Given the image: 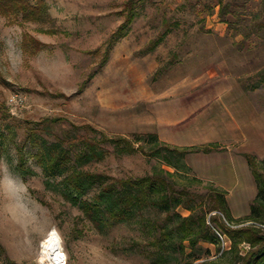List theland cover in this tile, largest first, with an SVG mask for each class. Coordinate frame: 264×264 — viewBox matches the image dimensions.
<instances>
[{
  "label": "rangeland",
  "instance_id": "obj_1",
  "mask_svg": "<svg viewBox=\"0 0 264 264\" xmlns=\"http://www.w3.org/2000/svg\"><path fill=\"white\" fill-rule=\"evenodd\" d=\"M26 1L41 8L38 16L0 9V264H42L40 244L52 229L61 238L65 264H234L236 253L221 231L220 243L199 242L191 249L184 241L183 251L174 233L175 250L158 252L148 244L138 220L97 230L64 197L59 180L46 179L32 156L26 130L54 118L59 121L51 132L57 134L72 124H89L109 137L137 141L138 136L154 134L161 143L188 150L201 146L182 144L165 125L181 129L194 121L196 144L222 140L204 145L210 155L223 154L228 147L239 163H246L249 154L264 169V76H256L264 65V41H244L229 29L218 11L231 0H138L135 19L121 32L124 0ZM165 31L161 44L145 51ZM32 40L43 47L35 52ZM257 44L260 49H254ZM105 51L109 54L104 61ZM242 82L257 88L245 91ZM4 108L8 119L1 118ZM20 149L24 177L18 165ZM108 149L104 159L84 168L116 179L162 169L171 173L178 188L204 196L196 207L208 204L206 195L224 193L232 228L243 225L257 193L247 164L238 175L229 160L212 158L200 164L205 167L198 173L191 156L205 152L188 153L182 159L185 166L177 170L157 157ZM220 167L231 174H217ZM9 175L20 178L23 188L8 185ZM176 212L190 214L184 208ZM160 218L168 227L176 221L165 214ZM246 248L238 246L239 253Z\"/></svg>",
  "mask_w": 264,
  "mask_h": 264
},
{
  "label": "trees",
  "instance_id": "obj_2",
  "mask_svg": "<svg viewBox=\"0 0 264 264\" xmlns=\"http://www.w3.org/2000/svg\"><path fill=\"white\" fill-rule=\"evenodd\" d=\"M251 1L254 2L252 5ZM137 3L138 0H124L120 11L124 23L119 27V32L123 30V26L131 24L135 19ZM0 9L29 16H38L41 12L39 6H30L26 0H0ZM218 12L229 29L243 35L244 41L250 42L253 37L264 41V0H245L242 3L231 0L222 4ZM167 34L168 31H165L149 42L145 51H154ZM113 39L114 35L110 37L107 46ZM32 43L35 52L43 47L37 40H32ZM255 46L257 47L254 49H260V45ZM244 49L245 47L241 48ZM108 54L105 51L104 61ZM256 76H264V65L260 67ZM244 84L245 91L257 88V85ZM9 117L7 108H4L1 118ZM58 121L46 118L33 123L26 130V141L32 148V156L46 179L59 180L64 197L80 209L94 228L103 232L117 225L131 224L138 220L148 234V244L158 252L175 250V243L172 241L174 233L179 235L178 248L183 251L184 241L188 242L191 249L199 242L220 243L221 231L229 237L232 249L236 253L234 264H264V169L252 155L245 154V159L257 193L250 203V212L244 218L243 225L232 228L229 227L232 221L230 207L224 193L208 194L205 196L208 204L196 207L198 200L204 199V196L191 193L185 188H178L169 178L171 173L162 169L141 177L116 179L105 173L84 168L88 163L104 159L109 154L108 147H111L121 155L142 153L157 157L178 170L183 157L188 153L211 152L207 146L188 150L170 147L159 142L154 134L138 136L137 141L124 135L109 137L89 124L81 126L72 124L59 134L51 132L52 125ZM49 136L52 139H49ZM145 144L150 145L148 151L145 150ZM18 165L24 177L25 159L21 149L18 151ZM178 208H184L190 214L183 217L176 212ZM150 212L155 213V216H145ZM161 214H165L170 221L176 218L173 227L166 225L167 223L160 218ZM241 244L247 246L242 254L238 251ZM160 257L165 259L162 254ZM187 264L194 262L190 261Z\"/></svg>",
  "mask_w": 264,
  "mask_h": 264
},
{
  "label": "crops",
  "instance_id": "obj_3",
  "mask_svg": "<svg viewBox=\"0 0 264 264\" xmlns=\"http://www.w3.org/2000/svg\"><path fill=\"white\" fill-rule=\"evenodd\" d=\"M239 92H242L243 94H245V92H244V90H242V89H240V91ZM246 95V94H245ZM183 110H185L184 108H183ZM173 111V110H172ZM197 111V110H196ZM196 111H194V113L196 112ZM173 112H176V110H174ZM198 112V111H197ZM194 122V121H193ZM193 122H191V123H188V125H186V126H184L183 128H181V129H177V127L175 126V125H173V128H171V126L170 125H165V129H170L171 131H173V129H174V133H172V135L173 136H175V137H177L178 139H180V141H181V143L182 144H184V145H196V146H204V145H207V144H212V143H215V144H220L221 142H222V140H215V141H207V142H203V143H199V144H196L195 143V140H196V138L197 137H195V136H193V131L196 129V124H194ZM168 126V127H167ZM175 126V127H174ZM197 130V129H196ZM166 135L167 134H164V137H165V140L167 139V137H166ZM181 137V138H180ZM176 141H177V139H175ZM167 141V140H166ZM165 141V142H166ZM204 141H206V140H204ZM224 141H226V139L224 140ZM236 143V142H235ZM175 144H177V143H175ZM227 148V150H225V151H223V154H215V155H210V153H205V154H202V157L201 156H199V157H196V158H194L193 156L194 155H192L191 156V158H193V163H194V165H195V169H196V171L199 173L200 171H202L203 170V168L202 167H205V166H202V165H200L201 163H205V162H207L208 161V159L209 160H212V158L213 159H218V160H221L222 162L223 161H225V160H229L230 162H231V167L234 169V171L239 175V173H240V171H239V168H240V170L241 171H243L245 168H246V164H247V162L245 163V161H243V159H241L242 161L239 163V159L236 161V159H235V155H232V154H230V153H228V152H230V148H228V147H226ZM225 149V148H224ZM213 156V157H212ZM239 164H241V167H240V165ZM239 165V166H238ZM248 166V165H247ZM221 168V170L219 169H217V174L219 173L220 175H222V174H224L225 176H227L228 177V175L229 174H231V172H229V173H227L226 172V167H220ZM248 169H249V167H248ZM229 170H231V169H229ZM250 170V169H249ZM252 176V175H251ZM253 179V178H252ZM230 180V179H229ZM229 180H227V185H228V183H229ZM252 182H254V181H252ZM255 185V184H254ZM229 186V185H228ZM229 189H231L232 190V188H227V190H229Z\"/></svg>",
  "mask_w": 264,
  "mask_h": 264
},
{
  "label": "bare ground",
  "instance_id": "obj_4",
  "mask_svg": "<svg viewBox=\"0 0 264 264\" xmlns=\"http://www.w3.org/2000/svg\"><path fill=\"white\" fill-rule=\"evenodd\" d=\"M42 264H65V254L59 234L50 230L40 244V259Z\"/></svg>",
  "mask_w": 264,
  "mask_h": 264
},
{
  "label": "clouds",
  "instance_id": "obj_5",
  "mask_svg": "<svg viewBox=\"0 0 264 264\" xmlns=\"http://www.w3.org/2000/svg\"><path fill=\"white\" fill-rule=\"evenodd\" d=\"M5 171H7V168L5 166ZM5 180L7 181V184L10 185L13 189L20 190L23 188V181L18 177H12V176H6ZM0 187H3L2 182H0Z\"/></svg>",
  "mask_w": 264,
  "mask_h": 264
},
{
  "label": "built area",
  "instance_id": "obj_6",
  "mask_svg": "<svg viewBox=\"0 0 264 264\" xmlns=\"http://www.w3.org/2000/svg\"><path fill=\"white\" fill-rule=\"evenodd\" d=\"M15 100H16L15 97H12V98L10 99V102L14 103Z\"/></svg>",
  "mask_w": 264,
  "mask_h": 264
}]
</instances>
